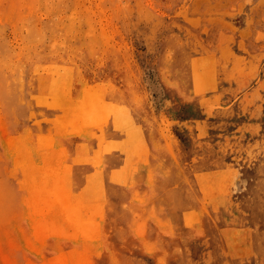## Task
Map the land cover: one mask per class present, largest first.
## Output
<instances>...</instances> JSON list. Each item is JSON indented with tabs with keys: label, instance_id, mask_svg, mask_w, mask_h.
<instances>
[{
	"label": "rangeland",
	"instance_id": "374dc122",
	"mask_svg": "<svg viewBox=\"0 0 264 264\" xmlns=\"http://www.w3.org/2000/svg\"><path fill=\"white\" fill-rule=\"evenodd\" d=\"M261 160L264 0H0V264H260Z\"/></svg>",
	"mask_w": 264,
	"mask_h": 264
},
{
	"label": "bare ground",
	"instance_id": "6f19581e",
	"mask_svg": "<svg viewBox=\"0 0 264 264\" xmlns=\"http://www.w3.org/2000/svg\"><path fill=\"white\" fill-rule=\"evenodd\" d=\"M32 81L29 82V84ZM9 92L12 94L15 89H8ZM32 97V96H31ZM48 95H38L37 100H30L29 101V112H33L34 118L38 119L41 123L42 121L45 122L49 119H52L54 116H51L53 112L51 113L49 110V104L48 103ZM34 106H36V109L34 110ZM50 109H54V107H50ZM32 118V117H29ZM108 124H111V119L107 118L104 124V131L107 133L110 126ZM41 130H43L41 128ZM39 133V131L37 132ZM37 165L45 166V168H48L50 163H47V160L42 157L39 158L38 161L33 162L31 160V169L41 168ZM260 165H264V160H261ZM28 183H31L27 186V192H31L28 194L32 200L40 198L41 202L44 203L43 208L45 210H38L37 211V217L40 215H47L49 218V223L52 224L54 222L58 224H63V220L72 221L76 225L77 231H83L84 229L87 232L92 231V227L90 226V223L93 224L92 220H95L96 214H93V217H88L87 213L84 209L79 208L77 205L73 209H68V207L62 205V207L58 208V204L56 203L57 200H61L62 194H56L54 192H51V189L48 187V183L50 179L46 176H36V175H29L27 178H24ZM251 203L253 206H250L254 217L256 224H260L262 220H264V171L263 174L258 177V180H256L252 186H251ZM94 194H91L89 196H92ZM159 206V204H158ZM188 205H186L185 202L177 200L175 203V206L173 207L172 213L182 214L186 209ZM88 217V218H86ZM38 219V218H37ZM40 220V219H39ZM39 223V221H38ZM34 226V223H33ZM42 226V225H41ZM41 228V227H40ZM252 240L254 241L257 250L261 253V262L260 264H264V253H263V247L260 244V237L252 236ZM83 260V258L81 259ZM63 264H66V261H62Z\"/></svg>",
	"mask_w": 264,
	"mask_h": 264
}]
</instances>
